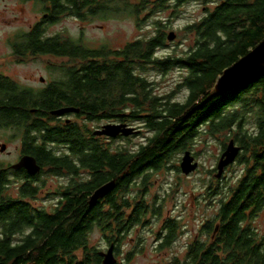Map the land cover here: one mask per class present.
<instances>
[{
  "label": "trees",
  "instance_id": "trees-1",
  "mask_svg": "<svg viewBox=\"0 0 264 264\" xmlns=\"http://www.w3.org/2000/svg\"><path fill=\"white\" fill-rule=\"evenodd\" d=\"M160 1L157 8L163 9L169 0ZM219 3L186 28L195 33L196 47L185 56L166 59L155 56L166 46L167 33L161 29H157V35L130 42L122 49L76 44L77 50H66L68 42H59L60 35L50 37L45 23L35 24L25 35L28 58L47 53L71 56L74 58L70 62L85 67L76 74L75 68L56 65L62 72L60 80L41 89L21 87L14 81L0 87V124L10 120L28 146L25 151L40 163L48 161L58 171L65 158L53 156L40 144L54 140L69 143L75 156L97 170V175L104 166L110 168L106 179L116 175L119 160L124 169H132L125 172L128 176L142 174L148 168L160 171L173 154L189 148L204 126L211 134L230 131L229 138L242 148L237 162L244 172L236 182L213 190L223 198L216 218L204 226L207 239L201 245L202 253L194 246L193 261L180 264H264V237L253 226L255 217L264 211V76L230 93L220 94L215 89L225 69L264 40V0ZM151 64L162 71L176 65L188 69L185 102L156 94L155 83L141 73ZM64 105L79 107L93 120L118 118L130 122L141 113L153 134L134 155L126 150L112 152L96 141L85 149V137L78 136L77 126L67 131L48 124L50 110ZM120 109L122 115L118 117ZM63 165L71 169L68 162ZM8 175L5 162L0 160V264H101L73 257V251L83 243L74 239L75 231L85 223L83 213L68 218L62 213L37 212L28 199L37 189L25 186L23 196L13 198L7 191ZM31 225L40 242L29 239L24 245L11 247L5 235ZM42 242L44 245L39 246ZM27 252L28 259L24 257ZM17 254L20 257L16 258Z\"/></svg>",
  "mask_w": 264,
  "mask_h": 264
},
{
  "label": "flooded vegetation",
  "instance_id": "flooded-vegetation-1",
  "mask_svg": "<svg viewBox=\"0 0 264 264\" xmlns=\"http://www.w3.org/2000/svg\"><path fill=\"white\" fill-rule=\"evenodd\" d=\"M35 1L44 4L42 18L39 20V22L37 21V23H45L46 26L51 24V22L53 23V25L56 23H60L66 17H74L80 22H86L90 20L92 16L96 17L99 14L105 15V5H111L112 3H114V5L116 6L118 4H123L124 2V0H111V2L108 3V0ZM151 1L153 3L150 5L155 7L158 12L162 10L157 8L161 3L160 0ZM170 3H172V5H174L175 7H181L185 4V1L183 0L182 2L181 0H169L168 2H166L164 8H169L171 5ZM92 11L94 14L91 13ZM81 27L83 29L82 31H84V28L86 26L81 25ZM101 28H103V26H101ZM26 33L27 31L20 32L18 35L19 37L17 36L15 41L9 43L8 50L11 51L8 56L11 58L10 55H13V62L18 65H22L26 64L27 59L32 57L52 56V58H62L61 60H63V62L56 63L57 65H65L67 67L75 68V70H77L76 74L82 73L81 70L85 67V64L80 62H70V60L74 58L71 56L65 57L47 53L37 56H30L28 58L25 51L27 50L25 44ZM59 35L62 37L59 42H68V45L65 46L67 47L66 50H77L78 45H85V39L82 35L73 37L65 34L55 33L53 35H50V37ZM76 44L77 46H75ZM65 47L63 50H65ZM87 47L92 48L91 46ZM9 61L10 59L7 62ZM7 64L8 63L3 64L2 68H4ZM60 73L62 76V72ZM60 77L50 80L46 87L60 80ZM45 80L46 79L42 77L41 81L45 82ZM11 81H14L21 87L27 86L14 79L13 77L6 75L4 72L0 73L1 88H3V86H6L7 83L9 84ZM66 106L67 105L61 107ZM68 106L77 107L74 105ZM121 115L122 109H120L117 116L119 117ZM50 116L51 121H49L48 124L52 125L53 127L60 126L69 131L71 127L77 126L79 130L78 136L81 135L85 137V149L91 147V141H96L104 146V143L102 142L103 140L107 141L108 143L110 141H116L125 138L123 135H119L117 137H111L108 135H95L96 131L102 129L107 124L128 123L129 125L135 127L140 131L138 132V134L132 136H139L140 134H142L141 132H143V129L145 128L141 126H135L133 124H130L129 122L120 121V119L118 118L107 120H93L88 117V115L82 114L81 110L79 112H70L63 116L53 115L50 111ZM143 116L145 115L139 113L138 119H136V121H145V119L142 118ZM97 121H105L106 123L100 125L96 129H92L89 125L90 122ZM4 127L5 129H15L13 126H11L10 120H7L6 122H4V124H0V128ZM15 130L19 131L18 128ZM132 136H130V138ZM24 144H22V147L19 150L20 159L24 155L28 154L25 151L28 148L25 140ZM147 144L148 142L145 145H141V147L146 146ZM40 145L45 147V150L51 151L53 153V156L56 155L58 157L60 156L65 158L63 162H68V166H70L71 169L63 165V163L62 166L58 168V171H56V167L52 163L45 161V163L42 164L40 163V160L35 156L38 160V163L41 165V171L37 175H31L25 168L16 169L13 167V165L15 163H19V161L14 163L6 162V169L9 173V183L7 184V191L11 197L17 199L23 196V188L25 186H30L32 187V189L36 188V194L33 197H28V199L30 200L29 202H32L33 200H37V198L41 197L42 194L46 193L45 189H43V185L41 184L42 175H44L45 172L56 175L60 180L57 187H55L56 189L51 193V201L53 204L50 207H38L35 206L33 202L32 204L33 208L37 212L49 215L62 213L69 218L74 216V214L78 215L80 214V212L83 213L85 223L82 224L81 230L75 231L74 237L75 240L79 239V242L83 241V243L73 251V257L77 261H89L93 263L99 262L101 264H104L103 262L106 259L105 255L112 252L116 260L115 264H131L139 260H155L159 262L170 261L181 263L193 261L192 248L194 246L196 247L198 252L202 253L201 245L204 242V236L202 233L204 232V225L202 217L197 216L198 213H192L187 204H185V206L183 207L184 210L181 211L185 213L184 218L182 217L181 212L174 216H172V213L169 212L167 216H164L165 207L159 202L160 199L155 196L154 199L149 200V198L147 197L151 192L150 183H152V173L155 172V168H148L139 175L128 176V174H125V172L131 171L132 169H124L119 162L121 160H119L116 164H119V169H117V172H115L116 175L109 179H106L107 172L111 171L110 168L108 169V167L104 166L99 171V173L101 174L97 175V170H94L89 165L83 164L79 160L80 158L75 156L72 149L70 148L71 146L69 143H63L54 140L45 143L41 142ZM55 146L62 147V153L55 151ZM109 148L112 152L123 153V150L121 148L116 150L112 149L111 147ZM4 152L8 155H11L13 153L12 151H10L9 147ZM193 173L186 174L185 177L191 178L193 176ZM99 177L104 178V180L102 182H99ZM110 182L115 183L113 184L114 188L104 197L99 198L97 201L92 203L91 198L93 197L95 192L103 185H106ZM201 197L203 198V195ZM196 201H198V198ZM199 204L200 203L196 202L193 209H196L195 207H197ZM73 219H76V217H74ZM190 219H193L199 224L197 225V229L195 231H193V228L189 227L188 220ZM76 223L77 222H74L72 226ZM66 226L70 227L69 225ZM214 233H216V231H214ZM38 235L39 234L38 232H36L35 227L31 225L24 226L23 228H17L13 232H8L5 235V238L6 241L9 242L11 247H15L24 245L27 241H29V239L40 242V240H38ZM186 238H188V241L182 243ZM43 245L44 242L39 244V246ZM174 248H179V250H174ZM33 251L34 249L30 250L29 252ZM29 252H27V255H24L26 259H28ZM15 257L18 258L20 257V255L17 254ZM24 264L31 263L26 262Z\"/></svg>",
  "mask_w": 264,
  "mask_h": 264
},
{
  "label": "rangeland",
  "instance_id": "rangeland-1",
  "mask_svg": "<svg viewBox=\"0 0 264 264\" xmlns=\"http://www.w3.org/2000/svg\"><path fill=\"white\" fill-rule=\"evenodd\" d=\"M219 1L221 0H190L181 7H175L170 3L169 8H163L158 12L155 7L150 5L153 3L151 0H126L123 4L116 6L114 3L105 5L104 7L109 8L105 15L92 16L86 22H80L74 17H66L60 23L54 25L51 22L48 25V34L58 33L73 37L82 35L86 46L98 48L102 45H109L112 49H122L130 42L157 35V29H161L167 33L165 42L167 45L159 48L155 56L161 59L185 56L197 44L195 33L186 28L202 20L208 14V10L214 9L220 4ZM43 8L44 4L35 0H0V73L4 72L6 75L35 89L44 88L50 80L61 76L56 63L63 62L62 58H52V56L32 57L27 59L26 64L18 65L13 62V55H10L11 58L8 56L11 51L8 48L9 43L15 41L20 32L30 30L37 21L39 22L42 18ZM81 25L86 26L84 31H82ZM172 31L177 34L175 40L168 39V34ZM9 59L10 61L7 62ZM6 63L8 64L2 68V65ZM141 73L155 83L156 94L171 96L173 101L182 103L187 100L189 90L184 85L185 79L189 75L187 68L176 65L170 70L162 71L151 64L142 69ZM42 77L46 79L45 82L41 81ZM105 123V121H97L90 122L89 125L92 129H96ZM129 123L145 127L144 131L141 132L142 134L131 138L124 136L125 138L121 140L108 143L103 140L104 146H109L114 150L121 148L133 155L139 153L141 145H145L153 133L147 128L144 120L136 121L134 119ZM231 134L230 131L211 134L205 126L200 129L199 135L189 143L187 149L192 151L199 162V168L191 178H186V174L180 170L182 156L187 150L176 152L170 157L171 159L164 168L160 171L155 170L152 173L151 192L147 197L149 200L154 199L155 196L160 199L159 202L165 207L164 216H167L169 212L172 213V216L179 214L187 204L192 213H198L197 216L202 217L204 226L208 221L216 218L223 195L214 191L226 184L230 185L236 182L244 172L242 165L236 162L226 167L221 178L216 176L221 155L226 150ZM22 137L21 132L18 130L0 128V142L7 143L10 151L13 152L11 155L0 152V160L5 163L19 161V150L24 144ZM224 143H226V146ZM61 148L55 146L54 150L62 153L63 149ZM59 180L56 175L47 172L42 175L41 184L46 193L42 194L37 200L32 201L35 206L50 207L53 204L51 193L56 189ZM197 198L198 201H196ZM196 202L200 204L195 207L196 209H193ZM181 213L184 218L185 213ZM255 218L253 226L264 237V211ZM188 221L189 227L195 231L199 224L193 219ZM202 233L204 240H206L207 235L204 232ZM187 241L188 238L182 243ZM174 250L178 251L179 248H174ZM131 264L180 263L139 260Z\"/></svg>",
  "mask_w": 264,
  "mask_h": 264
},
{
  "label": "water",
  "instance_id": "water-1",
  "mask_svg": "<svg viewBox=\"0 0 264 264\" xmlns=\"http://www.w3.org/2000/svg\"><path fill=\"white\" fill-rule=\"evenodd\" d=\"M177 37L176 32L172 31L168 34L169 40H175ZM261 76H264V40H262L257 46L248 51V53L237 60L233 65L225 69L224 73L218 78L215 89L216 92L230 93L236 89H239L244 86H248L251 83L255 82ZM80 108L73 106H66L56 108L55 110H50L53 115L63 116L70 112H79ZM140 132L135 127H132L128 123L121 124H107L102 129L96 131L95 135H108L111 137H117L123 135L125 137H130L132 135L138 134ZM226 150L221 155L218 172L216 176L221 178L225 172L226 167L237 162L239 153H241L242 148L235 139H230L228 141ZM8 149L7 144L0 143V152H4ZM181 169L185 174H191L199 168V162L194 157L192 151L187 150L182 156ZM16 169L25 168L31 175H37L41 171V165L38 163L37 158L34 155L26 154L19 160V163L13 165ZM114 182H110L106 185H103L99 188L93 195L92 203L97 201L99 198L104 197L109 193L113 188ZM219 227H217L216 231ZM106 259L103 262L104 264H115L116 260L112 252L105 255Z\"/></svg>",
  "mask_w": 264,
  "mask_h": 264
}]
</instances>
